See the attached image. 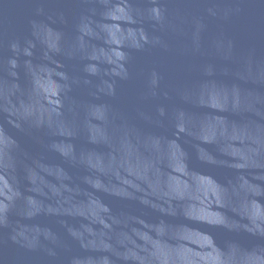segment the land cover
Here are the masks:
<instances>
[{
	"label": "water",
	"instance_id": "95a60500",
	"mask_svg": "<svg viewBox=\"0 0 264 264\" xmlns=\"http://www.w3.org/2000/svg\"><path fill=\"white\" fill-rule=\"evenodd\" d=\"M0 264H264V0H0Z\"/></svg>",
	"mask_w": 264,
	"mask_h": 264
}]
</instances>
